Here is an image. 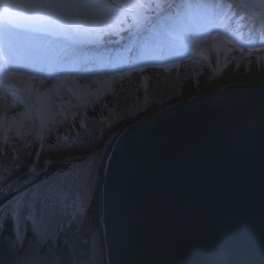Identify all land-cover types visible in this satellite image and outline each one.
Masks as SVG:
<instances>
[{"label":"rangeland","instance_id":"374dc122","mask_svg":"<svg viewBox=\"0 0 264 264\" xmlns=\"http://www.w3.org/2000/svg\"><path fill=\"white\" fill-rule=\"evenodd\" d=\"M188 1L0 0V168L19 155L24 163L8 181L26 170H51L0 207V234L9 220L18 225V243L27 229L45 241L80 225L117 125L201 92L231 65L264 68V38L250 29L254 17L220 22L222 15H204ZM107 34L119 41L106 49ZM139 42L147 45L141 57L106 60L131 44L141 50ZM79 130L83 143L65 141ZM100 250L95 234L90 260L80 264H102Z\"/></svg>","mask_w":264,"mask_h":264},{"label":"water","instance_id":"95a60500","mask_svg":"<svg viewBox=\"0 0 264 264\" xmlns=\"http://www.w3.org/2000/svg\"><path fill=\"white\" fill-rule=\"evenodd\" d=\"M235 1L264 14V0ZM50 171L6 182L0 206ZM95 233L102 264H264V82L224 84L123 125L81 226L40 250L32 230L17 245L4 223L0 264H80Z\"/></svg>","mask_w":264,"mask_h":264},{"label":"trees","instance_id":"16d2710c","mask_svg":"<svg viewBox=\"0 0 264 264\" xmlns=\"http://www.w3.org/2000/svg\"><path fill=\"white\" fill-rule=\"evenodd\" d=\"M189 6H192L194 8H196L197 10L202 7L203 12L202 14L204 15H208L217 19L222 15V19L220 20V22L227 20V17H229L230 15V20H232L233 18L238 19L240 17H244L243 21L245 22L247 20L246 18V12L244 10H241L240 12H233V4L232 2H230L229 0H189L188 2H186ZM179 7H181V9H183V7L181 5H179ZM200 18L203 20L205 19L203 17V15H201V13L199 12ZM207 19V18H206ZM228 22V21H227ZM221 26V25H220ZM222 29V31H225L227 33L228 36L230 37H234L236 38V32L234 30H227V27H220ZM133 34V32H124V34L127 38L131 37V35ZM260 35L264 38V34L260 33ZM118 36L116 34H107L105 36V42L103 44H106V49L111 46L113 43L118 42ZM109 45V46H108ZM139 45L141 47V50L143 51L147 45L143 42H139ZM129 48H131V50L133 49L137 55L139 57H141L140 52H138V50L135 48V46L133 44L129 45ZM110 51V50H108ZM131 52V51H130ZM131 53H129L126 57L120 56L119 58H117L119 61H123V62H129L127 61L130 57ZM131 61V60H130ZM150 68V67H149ZM43 119V118H42ZM82 133L79 130L77 133L75 132L74 134H71L67 140L65 141H71L72 145H80L81 143L84 142L83 136H81ZM32 144L33 143H28L25 144L24 146V152L22 151V157L23 158H28L26 155L29 156V148H32ZM28 152V153H27ZM21 155V153H20ZM13 161L11 163V165H7V167H1L0 168V187L6 183V181L9 180V178L12 177V170H14L15 168H17L19 163H24L23 161L20 160L21 157H19Z\"/></svg>","mask_w":264,"mask_h":264},{"label":"bare ground","instance_id":"6f19581e","mask_svg":"<svg viewBox=\"0 0 264 264\" xmlns=\"http://www.w3.org/2000/svg\"><path fill=\"white\" fill-rule=\"evenodd\" d=\"M210 70L211 69L207 70V73H209ZM254 81L264 82V68L261 71H259L255 67H252L251 70H249L246 67L236 68L233 65H231L225 71H223L221 74H219L216 78H214L211 82L206 83L201 92L206 91L208 89L217 88L221 85L228 84V83L254 82ZM197 93H200V92H197ZM158 108L159 107H155V108L151 109L150 111L142 114L141 116L150 114L151 112H153L154 110H156ZM141 116H139V117H141ZM57 118L60 119V121H64L67 119V115L63 112V110H61V111H59ZM136 119L137 118L128 119V120L121 122L119 125L116 126V130L121 128L123 125L130 123ZM97 192H98V190H97ZM95 200H97V195H96Z\"/></svg>","mask_w":264,"mask_h":264},{"label":"flooded vegetation","instance_id":"af4514ba","mask_svg":"<svg viewBox=\"0 0 264 264\" xmlns=\"http://www.w3.org/2000/svg\"><path fill=\"white\" fill-rule=\"evenodd\" d=\"M3 206V205H2ZM1 207V206H0ZM9 222H13V224H14V229H15V234L17 235V231H18V225L16 224V222L15 221H12V220H9V221H7V222H5V223H9ZM4 223H2V225H3ZM2 225H1V228H2ZM29 229H27L26 231H25V233H24V238H25V235H26V232L28 231ZM33 231V230H32ZM34 232V234L36 235V238H37V241H38V244H39V247H42V244L46 241H43V240H41L39 237H38V235L35 233V231H33ZM24 238H23V240H24ZM48 239H51V238H48ZM56 239H57V237L55 238V239H51L54 243H56Z\"/></svg>","mask_w":264,"mask_h":264}]
</instances>
